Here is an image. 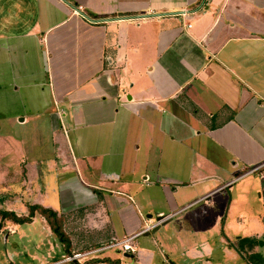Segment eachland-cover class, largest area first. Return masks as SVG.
Masks as SVG:
<instances>
[{
	"label": "crops",
	"instance_id": "obj_1",
	"mask_svg": "<svg viewBox=\"0 0 264 264\" xmlns=\"http://www.w3.org/2000/svg\"><path fill=\"white\" fill-rule=\"evenodd\" d=\"M42 117L54 180L28 207L62 218L71 253L133 249L64 262L43 219L65 256L47 264L264 260V0H0V119Z\"/></svg>",
	"mask_w": 264,
	"mask_h": 264
},
{
	"label": "rangeland",
	"instance_id": "obj_2",
	"mask_svg": "<svg viewBox=\"0 0 264 264\" xmlns=\"http://www.w3.org/2000/svg\"><path fill=\"white\" fill-rule=\"evenodd\" d=\"M42 123L48 125L44 117L40 118V121H30L25 124L15 125L13 122L14 126L8 124L6 120L0 119V210L6 211L8 208L14 209L15 211L13 212L18 217H25L28 215V204L33 203V201L42 200L43 191L46 192L47 195L50 194L49 187L54 180L53 171L51 170L53 167L49 160L51 157L53 158L55 154V146L51 139V131H48L49 128L47 129L46 125ZM26 170H29L30 176H34L31 178L32 180L28 179L27 181H23L24 176H22V173H25ZM7 174L11 178L9 181H12L8 185L5 184L6 179H8ZM24 185L27 186V189L23 191ZM198 207L201 206H197L193 211H196ZM180 217H182V215ZM33 218H36L33 224L21 225L17 233L18 236H12V234H10L7 241L5 240V235L7 234L6 225L11 221L5 220L1 222L0 219V264H11V261H13V264H47L51 261H60L65 257L59 250L52 254L43 251V244L49 247L46 245V243L50 242V239H47L48 236L46 237V234H49L48 228L46 224L42 222L43 218L38 213H35ZM70 218L71 217H68V221L66 222L67 231L73 230L72 225H70ZM85 229V226H79L76 227L74 231L80 234V232L82 233ZM233 232L236 231L233 230L230 233ZM236 234L241 235L242 231ZM17 239H19V241H17ZM142 241L143 238L138 240L140 243ZM90 243L92 244V242H89V244ZM168 243L171 244V240H168ZM102 244L108 246L110 242H99L98 245H90L91 247L84 244L86 247L84 248L85 250L81 249L80 251V247L79 251L75 249V253L85 254L89 251L101 249L104 247ZM150 244V242H147L145 246L151 250L155 249L156 246L154 247L153 244ZM39 245L41 246V250L39 249L41 254H39L40 259L36 261L33 259V255L35 253V247ZM20 248H22V251H20ZM222 249L221 246L218 249L220 254ZM109 250L110 249H108V253H111ZM111 250L113 251L115 249ZM101 256L103 255L98 253L97 255L81 257L79 260L80 262L85 260L101 261L103 260V258H99ZM159 259L158 257V261Z\"/></svg>",
	"mask_w": 264,
	"mask_h": 264
},
{
	"label": "trees",
	"instance_id": "obj_3",
	"mask_svg": "<svg viewBox=\"0 0 264 264\" xmlns=\"http://www.w3.org/2000/svg\"><path fill=\"white\" fill-rule=\"evenodd\" d=\"M35 213H38L47 222L52 234L56 237L58 242H60L63 245L64 251L66 253L65 258H71L75 253H71L70 240L63 230V220L53 210L38 205H33L28 207V215L25 217L23 216L18 217L13 211L0 210V219L1 222L2 221L4 222L5 220H9L12 223L22 225L24 223L31 222V219L34 217ZM258 244H259L258 241L243 239L238 242L236 248L238 249L239 252H245V246H248V248L251 249L254 246H257ZM246 260L250 264H263L264 261L258 254H251V255L246 254ZM103 261L107 262L106 260ZM89 262L96 263L99 261L91 260L88 261V263Z\"/></svg>",
	"mask_w": 264,
	"mask_h": 264
},
{
	"label": "built area",
	"instance_id": "obj_4",
	"mask_svg": "<svg viewBox=\"0 0 264 264\" xmlns=\"http://www.w3.org/2000/svg\"><path fill=\"white\" fill-rule=\"evenodd\" d=\"M80 12H82V8L78 7L77 10H75V13L79 14ZM259 169L260 168L253 169V170L249 171L247 174H253V173L257 172ZM171 217H172V215H168L165 218V220L166 219L169 220ZM108 249H118V250H121L122 252H125V253L133 251L132 247L128 244V240H123V241L115 242V243L108 245V246H104L101 249L89 251L85 254L75 253L71 258H65L64 262H75V261L80 262L79 259L81 257H85L87 255H95V254L97 255L98 253L104 252L105 250H108Z\"/></svg>",
	"mask_w": 264,
	"mask_h": 264
},
{
	"label": "water",
	"instance_id": "obj_5",
	"mask_svg": "<svg viewBox=\"0 0 264 264\" xmlns=\"http://www.w3.org/2000/svg\"><path fill=\"white\" fill-rule=\"evenodd\" d=\"M160 220H161V219H160ZM163 222H164V221H163ZM158 226H159V225H157L156 227H154V229H153L150 233H154V232L158 229ZM150 233H146V234L148 235V234H150Z\"/></svg>",
	"mask_w": 264,
	"mask_h": 264
}]
</instances>
